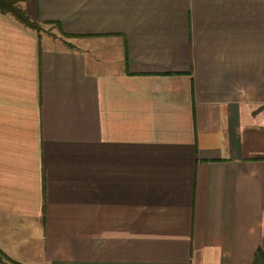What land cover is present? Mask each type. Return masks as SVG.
<instances>
[{"label":"crops","instance_id":"1","mask_svg":"<svg viewBox=\"0 0 264 264\" xmlns=\"http://www.w3.org/2000/svg\"><path fill=\"white\" fill-rule=\"evenodd\" d=\"M0 10V248L28 264H252L264 248V0Z\"/></svg>","mask_w":264,"mask_h":264},{"label":"trees","instance_id":"2","mask_svg":"<svg viewBox=\"0 0 264 264\" xmlns=\"http://www.w3.org/2000/svg\"><path fill=\"white\" fill-rule=\"evenodd\" d=\"M24 0H0V10L5 13H11L21 23L36 29L42 30V22L31 19L24 6ZM0 264H28L14 259L10 255L6 254L0 248ZM252 264H264V248L258 247L255 253V259Z\"/></svg>","mask_w":264,"mask_h":264},{"label":"rangeland","instance_id":"3","mask_svg":"<svg viewBox=\"0 0 264 264\" xmlns=\"http://www.w3.org/2000/svg\"><path fill=\"white\" fill-rule=\"evenodd\" d=\"M41 25H42V31L43 32L51 33L52 30L54 29L53 26L48 24V23H44V24L42 23Z\"/></svg>","mask_w":264,"mask_h":264}]
</instances>
